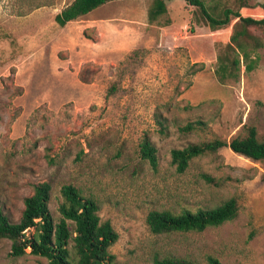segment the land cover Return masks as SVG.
<instances>
[{"label":"rangeland","instance_id":"1","mask_svg":"<svg viewBox=\"0 0 264 264\" xmlns=\"http://www.w3.org/2000/svg\"><path fill=\"white\" fill-rule=\"evenodd\" d=\"M72 1L0 0V209L18 221L25 198L48 181L57 219L60 188L73 182L98 199L102 220L118 231L115 264H155L169 254L264 264L263 164L227 146L194 158L184 173L171 164V150L190 143L230 141L251 126L264 138V45L255 70L243 65L239 80L221 83L218 46L231 27L214 33L198 25L185 0H167L154 23L152 0H114L61 27L55 16ZM249 5L243 14L264 17V0ZM252 31L264 43V31ZM159 114L168 118L166 135ZM196 120L206 126L178 129ZM145 133L158 148V170L139 156ZM231 197L238 215L220 226L155 234L147 224L153 209L214 208ZM10 251L0 238V264L47 263Z\"/></svg>","mask_w":264,"mask_h":264},{"label":"trees","instance_id":"2","mask_svg":"<svg viewBox=\"0 0 264 264\" xmlns=\"http://www.w3.org/2000/svg\"><path fill=\"white\" fill-rule=\"evenodd\" d=\"M110 1L114 0H73L55 16V21L64 27ZM185 1L196 7L198 25H208L214 33L231 27L229 41L218 46L215 73L221 83L239 80L243 65L247 72L257 68L260 60L258 51L264 43L252 28L264 31V17L257 18L242 13L243 8H249L250 0H234L235 5L222 8L218 3L209 5L205 0ZM152 2L148 10L150 23L157 22L160 16L168 12L167 0ZM198 10L201 15L197 14ZM196 72L198 69L193 71ZM167 122L168 118L157 115L158 130L163 135L169 131ZM204 126L206 122L196 120L184 125L178 124V129L188 133ZM225 146L264 166V138H259L254 126L248 128L245 136H236L230 141L214 138L174 148L171 150V164L176 167L177 172L184 173L194 158L218 152ZM139 156L148 162L152 169L158 170V148L148 133H145L139 142ZM205 177L209 181L214 180L209 175L205 174ZM60 193V217L57 219L50 208L52 185L48 181L35 185L33 194L25 198V208L18 221H13L0 209V238L11 241L10 256L19 258L33 254L46 258V264H115L116 255L111 251V247L118 241L119 233L109 219L102 220L98 199L84 193L73 182L64 183ZM238 212V200L231 197L214 208H183L181 211L153 209L148 213L146 220L149 229L155 234L201 232L208 227L220 226L233 220ZM32 229L33 231L28 233ZM206 260L207 264H224L214 255H208ZM154 262L200 264L189 257L172 254L156 256Z\"/></svg>","mask_w":264,"mask_h":264},{"label":"crops","instance_id":"3","mask_svg":"<svg viewBox=\"0 0 264 264\" xmlns=\"http://www.w3.org/2000/svg\"><path fill=\"white\" fill-rule=\"evenodd\" d=\"M167 4H168V2H167ZM91 13V12H90ZM75 21V20H74ZM72 22V21H71Z\"/></svg>","mask_w":264,"mask_h":264}]
</instances>
